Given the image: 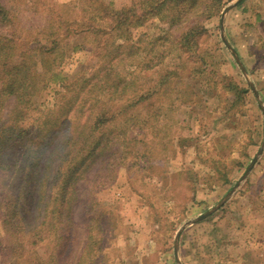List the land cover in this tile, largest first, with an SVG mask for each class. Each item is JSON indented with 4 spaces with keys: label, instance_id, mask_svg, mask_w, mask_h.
<instances>
[{
    "label": "rangeland",
    "instance_id": "374dc122",
    "mask_svg": "<svg viewBox=\"0 0 264 264\" xmlns=\"http://www.w3.org/2000/svg\"><path fill=\"white\" fill-rule=\"evenodd\" d=\"M8 1L33 29L48 13L89 9L84 0ZM104 1L129 8L125 38L115 39L129 44L125 60L111 66L130 72L129 95L142 94L122 112L126 99L104 98L116 112L112 162L122 163L111 184L95 188L93 219L79 203L78 219L92 230L77 247H59L46 228L42 241L25 232L11 250L18 241L0 221V264H264V0H162L148 14L147 0ZM110 41L72 29L57 71L89 75ZM56 89L51 82L33 98L29 130Z\"/></svg>",
    "mask_w": 264,
    "mask_h": 264
},
{
    "label": "trees",
    "instance_id": "16d2710c",
    "mask_svg": "<svg viewBox=\"0 0 264 264\" xmlns=\"http://www.w3.org/2000/svg\"><path fill=\"white\" fill-rule=\"evenodd\" d=\"M160 3L147 0L146 13ZM84 5L89 7L86 14L51 12L42 27L33 29L21 26L19 12L0 0V221L2 230L18 241L16 248L8 246L14 251L23 247L25 232L37 237V243L46 228H53L64 248L69 243L77 247L80 232L92 230L90 222L78 219L79 203L93 219L95 188L111 184L122 163L118 157L112 162L110 147L118 134L109 122L116 112L111 113L104 98L126 99L121 112L130 101H141L142 94L129 95V78L123 75L130 72L111 66L114 60H125L129 44H116L115 39L125 38L120 29L130 22L128 6L117 9L104 0H84ZM72 29L98 37L109 34L111 41L104 45L100 67L70 79L57 68L62 41ZM51 82L59 86L55 104L42 110L29 130L24 123L32 116L33 98Z\"/></svg>",
    "mask_w": 264,
    "mask_h": 264
},
{
    "label": "water",
    "instance_id": "95a60500",
    "mask_svg": "<svg viewBox=\"0 0 264 264\" xmlns=\"http://www.w3.org/2000/svg\"><path fill=\"white\" fill-rule=\"evenodd\" d=\"M239 1H240V0H237L234 4H237ZM229 8H230V7H228V8L225 9L224 14L229 10ZM224 14H223V18H222V29H224ZM222 38L224 39L226 45L231 49L232 53L235 55L236 59L238 60V56H237V54H236V51H235L234 48L230 45V43L228 42V40L226 39V37H225L224 34H222ZM254 92H255L256 95H258V93H257V91H256L255 89H254ZM262 151H263V147L260 149L259 153H258V154L254 157V159L252 160L250 166H249L248 169H247V173L251 170V168L253 167L254 163L257 161L258 156L261 154ZM232 192H233V191H232ZM232 192H231V193H232ZM215 209H216V208H215ZM215 209H214V210H215ZM210 214H211V211H209V212H207V213H204V214H202V215L199 216V219H202V218H204V217H206V216H208V215H210ZM179 234H180V231H179V233H178V235H177V238H178Z\"/></svg>",
    "mask_w": 264,
    "mask_h": 264
}]
</instances>
